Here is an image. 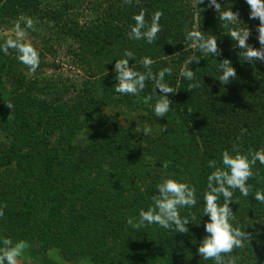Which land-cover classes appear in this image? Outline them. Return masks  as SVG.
I'll use <instances>...</instances> for the list:
<instances>
[{"label": "trees", "instance_id": "trees-1", "mask_svg": "<svg viewBox=\"0 0 264 264\" xmlns=\"http://www.w3.org/2000/svg\"><path fill=\"white\" fill-rule=\"evenodd\" d=\"M198 2L199 11L194 0H0V27L30 19L35 30L26 37L41 60L31 73L14 50L0 52V83L9 84L0 97V249L5 240L36 241L89 264H212L197 252L208 220L201 216L208 162L219 166L222 150L233 145L264 149V62L244 60L214 7ZM218 2L237 14L234 25L249 30V46L264 47L246 0ZM141 9L146 20L162 12L151 45L127 37ZM193 29L217 38L216 57H201L187 38ZM13 36H0V44ZM125 50L139 70L144 56L154 71L172 68L166 79L178 90L169 94L167 117L154 116L151 82L138 97L114 92V64ZM61 53L74 73L49 74L60 68ZM189 58H200L189 65L200 82L191 90L180 77ZM224 59L237 73L227 84L216 77ZM119 112L128 113L125 124ZM253 172L249 196L236 191L239 203L230 202L235 223L253 237L234 250L238 264H264V203L252 195L264 189V165L257 162ZM169 174L196 188L197 205L181 213L191 214L189 231L133 228L128 221L138 219Z\"/></svg>", "mask_w": 264, "mask_h": 264}, {"label": "clouds", "instance_id": "clouds-1", "mask_svg": "<svg viewBox=\"0 0 264 264\" xmlns=\"http://www.w3.org/2000/svg\"><path fill=\"white\" fill-rule=\"evenodd\" d=\"M250 5V17L259 18V41L264 46V0H246ZM208 5L213 6L218 13V19L230 30L228 35L235 42V45L242 49L247 61L264 62V47L257 49L247 44L249 30L241 25H234L237 17L231 8L222 9L218 0H208ZM162 12L156 11L151 15L150 20L145 19V12L141 9L134 14L131 19L134 21L130 25L127 37L132 41H145L151 45L159 39L161 32L160 17ZM35 30L33 22L29 19L21 24L15 25V34L7 38L0 44V52L5 55L9 50H14L18 61L25 65L29 72L35 73L40 66V53L34 44L27 39V30ZM187 38L194 41L196 50L205 56L216 57L219 54L217 38L213 35H206L205 32L193 29L188 32ZM200 57V58H201ZM135 58L130 50H125L123 57L116 59L113 71L115 72L114 92L121 95L138 97L146 88V82H151L152 91L156 94L153 104L155 117H167L171 109L169 94L175 93L178 88L172 86L166 77H171L172 68L164 67L156 71L153 70L154 61L149 56H144L139 60V70L135 63L129 65V59ZM200 58H189L188 67L182 68L180 77L190 83L189 90L199 88L200 82L196 78V73L189 67L192 62L199 61ZM135 62V59H134ZM219 73L216 77L222 84H227L230 78H236L237 73L229 59H224L217 66ZM159 90V93L157 92ZM151 99V97H149ZM10 107H12L9 104ZM193 110L188 108V113ZM141 129H136L139 132ZM148 134L150 129H142ZM259 162L264 165V149L244 152L239 146L233 145L230 149H224L220 155L219 166L216 160H210L208 167L212 171L206 178V191L203 193V207L201 216H207L208 220L204 224L206 235L201 239L197 252L204 261H211L212 264H238L239 256L233 255L234 250L244 249L247 243L253 238L244 229L235 223L230 202H238L234 198V193L239 191L241 196L248 197L251 186L248 183L254 177L253 166ZM256 201L264 203V189L255 191L252 194ZM198 203L196 188L178 178L174 174H169L161 178L156 185V194L151 197V203L146 209H141L138 219H130L128 223L135 229L156 225L173 233H187V225L192 221L191 214L182 215L185 209L194 208ZM239 203V202H238ZM200 223V222H199ZM198 223V224H199ZM6 247L0 249V264H18V258L23 255L26 247L25 242L13 243L11 240L4 241Z\"/></svg>", "mask_w": 264, "mask_h": 264}, {"label": "rangeland", "instance_id": "rangeland-1", "mask_svg": "<svg viewBox=\"0 0 264 264\" xmlns=\"http://www.w3.org/2000/svg\"><path fill=\"white\" fill-rule=\"evenodd\" d=\"M195 4L197 5L198 11L200 10L201 6L199 7L198 0H194ZM83 17H81L82 19ZM18 23H13L12 25H4L0 27V36L6 37V36H12L15 34V25ZM59 44H55V47H58ZM52 61L54 62V57H51ZM57 64L60 65L59 69H51L49 71V74L56 73L55 70H58L63 73L62 70H66L65 72H72L71 69H69V65H66L67 58L66 55L61 53V55H56ZM99 60L93 61L96 68H100L98 66ZM103 62L108 63L109 61L105 59ZM100 63H102L100 61ZM75 70V69H73ZM74 73V72H72ZM64 76V73H63ZM9 88L8 83H0V97L5 95V89ZM121 117V122L124 124L128 121L129 115L128 113H125L123 115L118 113ZM134 117L138 119V116L135 114ZM145 128V127H144ZM146 129V128H145ZM26 244V247L24 249L23 255L18 258V264H89L87 259L80 258V259H67L65 258L62 253H60L59 250L52 248V249H43L39 243L36 241H24Z\"/></svg>", "mask_w": 264, "mask_h": 264}]
</instances>
